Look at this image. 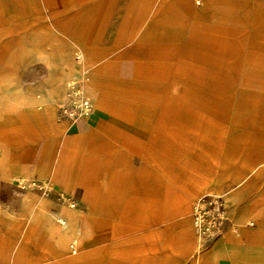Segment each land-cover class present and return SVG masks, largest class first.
Here are the masks:
<instances>
[{
  "label": "crops",
  "instance_id": "1",
  "mask_svg": "<svg viewBox=\"0 0 264 264\" xmlns=\"http://www.w3.org/2000/svg\"><path fill=\"white\" fill-rule=\"evenodd\" d=\"M229 29L263 41L264 0H0V264H264L254 184L219 196L211 232L194 226L228 176L210 161L227 124L171 121L181 102L264 98L255 70L234 93L185 90L206 85L179 73L191 40L225 54ZM85 71L104 107L72 120L61 107Z\"/></svg>",
  "mask_w": 264,
  "mask_h": 264
},
{
  "label": "rangeland",
  "instance_id": "2",
  "mask_svg": "<svg viewBox=\"0 0 264 264\" xmlns=\"http://www.w3.org/2000/svg\"><path fill=\"white\" fill-rule=\"evenodd\" d=\"M226 37L227 44L222 46L226 47L225 54L214 39L209 43L199 37L191 40V44L194 46V56L188 64L186 61L179 63L178 70L182 75H185L188 70H193L195 81L198 82L204 78L206 82H203L202 85H206L203 88L201 84L197 86L189 81L186 83V85L188 84L185 87L186 91L223 89L228 93H234L242 88V82H238L240 72H242L241 79H245L249 86L261 84L256 79V72L253 70L264 71V47L261 48L264 46V40L261 39L263 36L254 33L252 29L243 31L229 29L226 32ZM221 62H226V64L221 66ZM79 73L73 77L83 75L88 78L84 84V90L94 101L95 110L103 108L104 104L99 101L100 95H93V91H91L86 71ZM189 77L191 78V75ZM103 97L105 95H102ZM106 97L108 100L104 98L105 102L111 105L114 101L124 98L123 96ZM249 97L244 96L238 102L233 103H221L211 98L210 101H207L206 107L203 105V101H194L190 104L181 102L176 105L171 116V121H174L178 126L188 127L193 123L200 125L209 123L211 128L219 129L227 124L228 137L226 141H223L221 153L218 158L212 156L210 158L212 166L215 165L213 166L215 170L225 171L228 174V176H222L219 179H212V186L207 192L217 193L214 195L218 197H222L224 191L236 186L252 187L254 184L260 192L264 191V98ZM73 99L71 94L66 96V102L61 107V110L67 115V109L64 108L68 105L71 106ZM117 121H122V118ZM236 172L238 177H229L235 175Z\"/></svg>",
  "mask_w": 264,
  "mask_h": 264
},
{
  "label": "built area",
  "instance_id": "3",
  "mask_svg": "<svg viewBox=\"0 0 264 264\" xmlns=\"http://www.w3.org/2000/svg\"><path fill=\"white\" fill-rule=\"evenodd\" d=\"M71 106H67L66 112L72 120L86 118L90 112L89 101L80 92H74ZM220 211V198L212 195L209 202L198 199L194 202L192 209L193 222L198 235L211 232L219 224L218 214ZM60 223L62 221L58 220Z\"/></svg>",
  "mask_w": 264,
  "mask_h": 264
},
{
  "label": "bare ground",
  "instance_id": "4",
  "mask_svg": "<svg viewBox=\"0 0 264 264\" xmlns=\"http://www.w3.org/2000/svg\"><path fill=\"white\" fill-rule=\"evenodd\" d=\"M78 78H81V80H82V82H81V91H79V89L77 90V87H76V85L78 84L77 83V81L75 80V79H78ZM88 78L87 77H85V76H74L73 77V81H71V82H69L70 83V85H71V91H70V93H69V95L70 94H72V93H74V92H80L81 93V95L83 96V97H85L88 101H89V103H90V112H89V114H88V116L86 117V118H89L92 114H93V112H94V110H95V104H94V101L88 96V94L85 92V90H84V84H85V82H86V80H87ZM92 91V90H91ZM104 96V95H103ZM103 98H105L106 100H108V97H103Z\"/></svg>",
  "mask_w": 264,
  "mask_h": 264
},
{
  "label": "clouds",
  "instance_id": "5",
  "mask_svg": "<svg viewBox=\"0 0 264 264\" xmlns=\"http://www.w3.org/2000/svg\"><path fill=\"white\" fill-rule=\"evenodd\" d=\"M0 87H2V85H0Z\"/></svg>",
  "mask_w": 264,
  "mask_h": 264
}]
</instances>
